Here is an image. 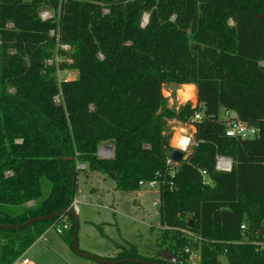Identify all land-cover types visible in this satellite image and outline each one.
<instances>
[{"label":"trees","instance_id":"trees-1","mask_svg":"<svg viewBox=\"0 0 264 264\" xmlns=\"http://www.w3.org/2000/svg\"><path fill=\"white\" fill-rule=\"evenodd\" d=\"M263 14L264 0H0V264L62 216L74 249L66 210L88 171L121 192L163 183L150 256L132 246L101 259L169 264L168 253L188 264L185 249L198 248L201 264H264ZM67 70L77 78L60 81ZM184 85L197 105H170L164 88ZM224 111L257 136L227 137ZM174 121L196 128L176 166ZM106 144L111 159L98 156ZM218 157L232 160L230 172L216 169ZM40 217L51 218L27 225Z\"/></svg>","mask_w":264,"mask_h":264},{"label":"rangeland","instance_id":"rangeland-1","mask_svg":"<svg viewBox=\"0 0 264 264\" xmlns=\"http://www.w3.org/2000/svg\"><path fill=\"white\" fill-rule=\"evenodd\" d=\"M52 15L51 12H44L42 18L48 19ZM75 78L77 72L73 70L58 72L60 81ZM177 89L175 86L164 88V95L172 101L170 105H180L181 101L197 105V93L192 101L183 102L179 99V102L176 100ZM171 126V147L176 134L182 132L183 135L189 136L192 145L194 144L190 125L174 121ZM103 146L110 148L109 144L101 147ZM108 149L102 150V153L98 150L100 158L103 159V152ZM47 194L49 187L45 188V195ZM76 199L79 202L76 217L77 243L81 253L96 258H113L122 249L135 246L141 254L150 256L149 249L157 242L158 229L161 228L160 210L153 207V203L159 199L157 193L143 189L139 193L116 191L115 182L110 177L98 171H88L81 172L78 176ZM67 233L68 231L58 235L52 229L46 235L47 242L37 240L25 256L34 264H99L74 252L72 247L64 242ZM221 261L227 264L225 258H221Z\"/></svg>","mask_w":264,"mask_h":264},{"label":"built area","instance_id":"built-area-1","mask_svg":"<svg viewBox=\"0 0 264 264\" xmlns=\"http://www.w3.org/2000/svg\"><path fill=\"white\" fill-rule=\"evenodd\" d=\"M169 98V97H168ZM56 101L59 102V99L57 98ZM170 103H172V101H170ZM196 106V105H195ZM222 117L226 122V136L229 138H239V139H253L257 136L258 134V130L250 127L248 124L241 122L239 120H237L235 118V114L233 112L230 111H224L222 112ZM195 121H201V115L198 114L195 117ZM191 127L195 128L194 126L190 125ZM243 127L244 128V134H241L237 131H233L234 129H237L238 127ZM196 130V128H195ZM254 130V131H253ZM251 131V135H248V133ZM196 132V131H195ZM189 138V136H188ZM189 144L188 147L185 150H181L184 153L190 154L191 153V149L195 146V143L192 145V141L189 138ZM194 141V140H193ZM193 146V147H192ZM109 147L103 146L99 149V152L102 153V150L108 149ZM191 148V149H189ZM177 149V148H176ZM108 150L111 152L110 155H107L105 153L108 152ZM107 150V152H103V158H108V157H112L113 156V150L111 148H109ZM99 153V154H100ZM101 156V155H100ZM168 165H179V164H175L173 163L170 158L167 161ZM232 160L228 159V158H223V157H218L217 158V163H216V169L220 172H230L232 170ZM80 169H85L86 166L81 165L79 166ZM171 176L174 175L173 172L170 173ZM139 186L141 189L143 190H148V191H153L155 193L158 194L159 199L157 201H155L153 203V207L156 209H161L162 207V201L160 199L161 196V188L163 186V183L161 182L160 177L152 180V181H148V182H140ZM78 206H79V202L77 201V199L74 200L73 204L71 205L70 209H72L75 213H78ZM77 215V214H76ZM52 229H54L56 231V233L58 235H63L66 231H68L70 229V225L68 223V219L65 216H62L61 219L59 220V223L53 225L52 227H50L39 239L38 241H44L47 242V238L46 235L49 231H51ZM242 229H245V227L243 226ZM262 246H264V242L261 244ZM185 255L187 256L188 259V264H201L202 261V254H201V250L198 248H186L185 249ZM27 260L29 261V264H32V262L25 256V254L23 256H21L19 259H17L13 264H24V261Z\"/></svg>","mask_w":264,"mask_h":264},{"label":"water","instance_id":"water-1","mask_svg":"<svg viewBox=\"0 0 264 264\" xmlns=\"http://www.w3.org/2000/svg\"><path fill=\"white\" fill-rule=\"evenodd\" d=\"M264 17V14L263 15H260L259 16V20L262 21ZM149 21V16H146L144 18V25L147 24ZM74 80V79H73ZM101 148V146L99 147V149ZM110 148L113 150V147L110 146ZM114 151V150H113ZM98 156L100 157V154L98 152ZM113 158L112 157H108V158H103V159H111ZM189 159V154L187 153H184L183 151L179 150V149H174V151L172 152L171 156H170V160L175 163V164H180L182 162H186L188 161ZM66 213H68L69 215H71L75 221H76V228H75V232H74V235H73V248H74V251L79 255V256H83V257H88L90 259H93L94 261L98 262L99 264H115L114 262H108V261H105L101 258H96V257H93V256H90V255H87V254H83L79 251V247H78V243H77V229H78V225H77V220H76V213L72 210V209H67L66 210ZM60 213H57L56 215L52 216L53 218H56L59 216ZM51 217H40V218H36V219H33L32 221H30L29 223H27V225H31L32 223L34 222H37V221H41V220H46V219H49ZM189 227H193V221H190L189 222ZM21 228V227H20ZM163 258L165 259V261H167L169 264H177L178 263V259L176 256L172 255V254H168V253H164L163 254ZM131 261H134V260H131ZM138 262H142V261H138ZM144 263H147V262H144ZM147 264H151V263H147Z\"/></svg>","mask_w":264,"mask_h":264},{"label":"bare ground","instance_id":"bare-ground-1","mask_svg":"<svg viewBox=\"0 0 264 264\" xmlns=\"http://www.w3.org/2000/svg\"><path fill=\"white\" fill-rule=\"evenodd\" d=\"M187 86H189V85H184V86L182 87V92L184 91V88L187 87ZM178 95H179V98L183 100V102H184V101H188V100L191 101V100H193V99L196 97V87L194 86V88H193V90H192V93H191V98L188 99V100H184V99L182 98V96H181V94H180L179 91H178ZM179 98H178V99H179ZM180 139H186V140H188V144H189V141H190L189 138H188L187 136L183 135V132H182V134H181V133H177V134H176V136H175V138H174V140H173V142H172V145H173V147H175V148H177V149L185 150V149L188 147V144L185 145V146H183V147H181L180 144H179V140H180ZM105 154L110 155L111 152L108 150V152L105 153Z\"/></svg>","mask_w":264,"mask_h":264},{"label":"clouds","instance_id":"clouds-1","mask_svg":"<svg viewBox=\"0 0 264 264\" xmlns=\"http://www.w3.org/2000/svg\"><path fill=\"white\" fill-rule=\"evenodd\" d=\"M193 88H194V85H189V86L184 88V91L181 93V95L183 96L184 100H188V99L191 98V93H192ZM181 131H183V129H181ZM233 131H237V132H239L241 134H244V128L242 126L238 127L237 129H234ZM248 135H251V131L248 133ZM179 144H180L181 147H183V146L188 144V140L180 139L179 140ZM24 264H29V261L25 260Z\"/></svg>","mask_w":264,"mask_h":264},{"label":"crops","instance_id":"crops-1","mask_svg":"<svg viewBox=\"0 0 264 264\" xmlns=\"http://www.w3.org/2000/svg\"><path fill=\"white\" fill-rule=\"evenodd\" d=\"M182 87H183V86H182ZM182 87H180L181 89L178 88V89L176 90V94H177V95H176V96H177V97H176V100H177V101H179V99H180V98H179V95H178V91H179L180 94H181V93H182ZM196 93H197V90H196ZM181 96H182V95H181ZM178 98H179V99H178ZM182 98H183V96H182ZM183 99H184V98H183ZM191 101H192V100H191ZM179 102H180V101H179ZM179 104L181 105V104H184V103H182V101H181ZM190 130L192 131L191 134L194 135V134H195V131H196L195 128L190 127ZM183 131H184V129H183ZM76 214H77V213H76ZM66 236H67V235H66ZM64 242H65L66 244L70 245V244H69V241L67 240V238L64 239ZM66 247H67V246H66ZM66 247H65V248H66ZM73 250H74V249H73ZM74 252H75V251H74ZM100 258H101V257H100ZM104 258H112V257H104ZM32 264H34V262H32Z\"/></svg>","mask_w":264,"mask_h":264}]
</instances>
